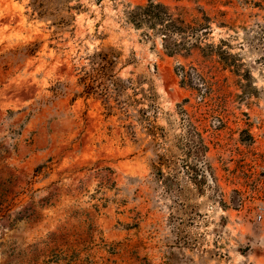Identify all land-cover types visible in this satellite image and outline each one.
Masks as SVG:
<instances>
[{
	"label": "rangeland",
	"instance_id": "374dc122",
	"mask_svg": "<svg viewBox=\"0 0 264 264\" xmlns=\"http://www.w3.org/2000/svg\"><path fill=\"white\" fill-rule=\"evenodd\" d=\"M153 2L0 0V264H264V0Z\"/></svg>",
	"mask_w": 264,
	"mask_h": 264
},
{
	"label": "trees",
	"instance_id": "16d2710c",
	"mask_svg": "<svg viewBox=\"0 0 264 264\" xmlns=\"http://www.w3.org/2000/svg\"><path fill=\"white\" fill-rule=\"evenodd\" d=\"M133 19L139 20V22L141 20H144L150 24L152 23V25L154 26L156 24L160 25L162 37L161 39L165 50L169 51L171 54H174L175 51L178 50V45L172 44L170 40L172 39V35H178L179 33H181V31H179V26H177L170 20L169 14L162 4L154 3L153 0H147V5L145 7H138V11L134 12ZM164 25H167L165 29L163 28ZM165 45L171 47H167ZM24 49L28 50V47ZM101 76L103 77V75ZM90 79L92 78L88 74H85L82 80L80 79V82L85 83ZM85 88L89 90L90 93L94 90V87H90L89 85H87ZM87 95H89V92H87Z\"/></svg>",
	"mask_w": 264,
	"mask_h": 264
},
{
	"label": "built area",
	"instance_id": "2783aa9c",
	"mask_svg": "<svg viewBox=\"0 0 264 264\" xmlns=\"http://www.w3.org/2000/svg\"><path fill=\"white\" fill-rule=\"evenodd\" d=\"M260 218V217H259Z\"/></svg>",
	"mask_w": 264,
	"mask_h": 264
}]
</instances>
